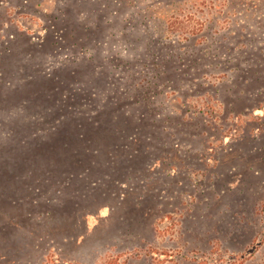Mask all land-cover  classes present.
I'll list each match as a JSON object with an SVG mask.
<instances>
[{"label":"rangeland","instance_id":"374dc122","mask_svg":"<svg viewBox=\"0 0 264 264\" xmlns=\"http://www.w3.org/2000/svg\"><path fill=\"white\" fill-rule=\"evenodd\" d=\"M44 71L81 116L141 91L71 178L28 172L29 120L61 108L36 109ZM263 234L264 0H0V264H197Z\"/></svg>","mask_w":264,"mask_h":264},{"label":"trees","instance_id":"16d2710c","mask_svg":"<svg viewBox=\"0 0 264 264\" xmlns=\"http://www.w3.org/2000/svg\"><path fill=\"white\" fill-rule=\"evenodd\" d=\"M9 47L11 51L13 47L10 45ZM76 72V70H68L67 74H69V76H73L76 75ZM43 76L44 84L46 85L47 89L38 90L35 86V90H33L35 95L32 99L34 101L35 98H39V96L44 95L46 97H50L49 101L44 100V104H37L36 109L38 112L48 110L52 113V116L46 117L40 114L37 116L38 118L34 117L29 120V122L33 124V126L35 122H41L42 129H40L39 132L36 131L35 135L31 138V142H27L24 145L26 151L29 152V161L27 160L29 167L28 172L32 180L49 181L57 180L56 173L60 171V168H62L61 172L66 173L67 178H71L75 176V173L73 172V170H70L71 166H65L66 163L64 164V156L66 154H69L72 158L74 149L76 148L79 151L87 150L89 152V149L93 148L94 142L90 140L87 135L104 134V132H106L107 130H111L108 129V126L111 123V119L113 118L111 115L114 113H120V111H122L126 105L132 104L133 96L141 93V91L139 88H136V93L129 94L121 88L124 93L122 95L116 96V92H114L113 90L110 95V102H113V107L111 109L97 108V110L86 111V115L81 116L78 115V111L76 110V108L74 109L72 105H69L72 103L70 102V99H74V96L66 100L68 94H62L65 89H68V91H71L73 89L74 92L77 93L81 89V86L76 84H68L67 86L63 87L62 84L58 82L57 76L47 74L46 71L43 72ZM46 90H48V92L52 91V93L55 95L47 96L46 93H41ZM57 98L61 99L62 104L55 101ZM49 104L53 105L56 108L61 105V108L49 109L47 108L48 106H50ZM83 105L95 107L97 103H89L83 101ZM61 112L70 113V116L75 117H68L66 115L53 117L55 114ZM118 117L120 118V116ZM121 118L123 117L121 116ZM95 153H98V151H96ZM78 164H83L86 166V168H84L89 173V175L86 174L87 177H90V171L92 170V168H96L89 166V163L87 162L83 163V161L79 162ZM95 164L96 162L90 163V165L92 166H94ZM107 169L108 168L104 164H99V166L97 167L98 171L104 172L103 174L107 173ZM262 237L264 239V234ZM261 247L263 246H256L255 240L250 246L246 247L243 252H235L230 254L227 251L224 252L222 249H213L209 254H205L203 256L202 259L206 260L202 261V259L200 260V258H198V260L196 259V261L197 264H264V256L261 255ZM153 254L156 256L154 250ZM157 256H162L164 258L170 257L172 259L180 257L176 254H157Z\"/></svg>","mask_w":264,"mask_h":264}]
</instances>
